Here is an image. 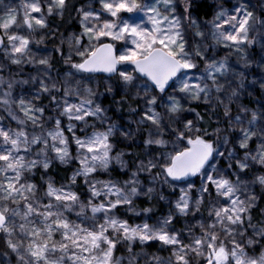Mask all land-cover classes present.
<instances>
[{
    "label": "snow or ice",
    "instance_id": "1",
    "mask_svg": "<svg viewBox=\"0 0 264 264\" xmlns=\"http://www.w3.org/2000/svg\"><path fill=\"white\" fill-rule=\"evenodd\" d=\"M0 264H264V0H0Z\"/></svg>",
    "mask_w": 264,
    "mask_h": 264
},
{
    "label": "rangeland",
    "instance_id": "2",
    "mask_svg": "<svg viewBox=\"0 0 264 264\" xmlns=\"http://www.w3.org/2000/svg\"><path fill=\"white\" fill-rule=\"evenodd\" d=\"M5 3L15 5L16 3H18V0H5ZM201 67H202V65H201Z\"/></svg>",
    "mask_w": 264,
    "mask_h": 264
},
{
    "label": "trees",
    "instance_id": "3",
    "mask_svg": "<svg viewBox=\"0 0 264 264\" xmlns=\"http://www.w3.org/2000/svg\"><path fill=\"white\" fill-rule=\"evenodd\" d=\"M206 19H210V17H207ZM107 103V102H106ZM198 111H202V109H197Z\"/></svg>",
    "mask_w": 264,
    "mask_h": 264
}]
</instances>
